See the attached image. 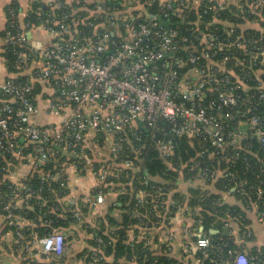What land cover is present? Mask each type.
Returning <instances> with one entry per match:
<instances>
[{
  "label": "built area",
  "instance_id": "2783aa9c",
  "mask_svg": "<svg viewBox=\"0 0 264 264\" xmlns=\"http://www.w3.org/2000/svg\"><path fill=\"white\" fill-rule=\"evenodd\" d=\"M70 1L47 3L50 11L41 28L51 35L50 45L44 44L40 37L29 39L26 32L34 29L33 25L28 27L24 23L22 27L16 11L6 10L3 50L10 47L15 58L13 74L0 83V150L14 159L25 158L30 170L36 171L58 153L83 154L93 138L91 135H101L115 154L111 162L114 166L100 165L95 170L102 182L122 168L133 172L140 169V164L130 158H117L122 142L130 141V137L151 138L165 162L175 169L186 170L189 177L228 187L227 194L242 186L243 182L234 181V174L227 171L222 161L237 160L240 151L251 146L252 139L264 154V111H255L251 104L241 107L238 84L232 83L228 75L219 77L214 65L218 62L213 59L229 46L246 49L250 40L237 38L226 44L215 32L204 35L188 27V34L176 25L162 24L160 18L181 0H158L159 14L147 15L137 22L134 21L141 14L129 12L131 8H120L119 0H73L76 8L71 11L67 7ZM123 1L132 5L140 0ZM212 1L214 4L203 6L202 12H216L225 5L237 6L238 0ZM263 1L251 0L250 5L255 9ZM196 4L192 1L187 11L174 8L172 13L187 14L193 9L198 13ZM31 9L32 5L22 13L23 20ZM55 9L60 14H55ZM7 27L16 29L11 32ZM224 57V60L231 58ZM202 58L210 65L202 67L199 64ZM254 61L252 56L251 63ZM242 71L247 75L245 69ZM39 85L50 91L42 95L43 113L58 115L57 120L37 122L36 98L40 99L36 96L41 95L34 93L37 88L40 90ZM260 94L259 98H263V93ZM249 99L253 102L252 97ZM224 108L226 118L221 120L217 113ZM229 122L234 124L232 128ZM185 137L197 141L198 151L191 161L179 164L174 159L175 151ZM22 141L29 142V151ZM137 143L142 147L141 140ZM132 147L139 150L135 144ZM229 149L235 150L231 157L225 155ZM17 187L32 192L22 182ZM95 202H104L102 190L96 193ZM3 209L8 224L22 223L18 214L11 213L9 205ZM78 213L75 215L79 216ZM209 244L208 237L198 236V247ZM25 246L34 250L33 257L61 256L65 251V235L55 231L40 240L27 241ZM233 264H249V259L245 253H238Z\"/></svg>",
  "mask_w": 264,
  "mask_h": 264
},
{
  "label": "trees",
  "instance_id": "16d2710c",
  "mask_svg": "<svg viewBox=\"0 0 264 264\" xmlns=\"http://www.w3.org/2000/svg\"><path fill=\"white\" fill-rule=\"evenodd\" d=\"M212 4H214L212 0H201L200 5L196 4L199 6H197L198 13L194 9L187 14L172 13L174 8L187 11L192 5V0H181V2L173 4L169 13L165 17H161L160 21L164 25H176L188 34H190L186 30L188 27L201 31L204 35L215 32L226 44L237 38L250 40L246 49L229 46L225 51L219 52L213 60L218 62L214 65H217L219 77L228 75L232 83L238 84L236 91L242 97L241 107L252 105L251 107H255V111H264V62L262 61L264 1L255 9H252L250 5L251 0H238L237 6L225 5L224 9L216 12L211 10H208L207 13L202 12L203 6ZM67 5L69 9L71 8L70 11L76 8L73 0ZM17 6L16 2H11L6 7L7 11L10 8L16 11V19L19 13ZM118 6L126 9L131 8L129 12L134 14L139 12L141 18L134 22L146 18L147 15L160 12L158 0H140L132 5H127L123 0H119ZM55 10V14H60V10ZM49 11L50 5L34 1L32 9L28 11L23 21L28 24V27L33 25L34 29L41 28V24L46 22V13ZM82 13L87 15V12L82 11ZM15 29L9 28L11 32H14ZM226 30L232 32L228 34ZM4 34L5 30L1 32L2 36ZM2 54L8 73L11 75L13 74L15 56L10 47H6ZM224 55H229L231 58L224 60ZM252 56H255L253 63H251ZM199 64L202 67H207L210 62L202 58ZM190 67L191 65H188V68ZM243 69L247 71V75L243 73ZM21 77L18 78L24 79ZM241 82L245 83L247 87H244ZM260 93H263V98H259ZM209 97L208 94L206 100H209ZM251 97L254 103L249 99ZM226 112V108L219 111L218 118L224 120ZM233 126L234 124L229 122V128ZM102 139L100 135V140ZM129 139L130 141L120 144L117 158H130L140 164V169L133 172L131 169L122 168L120 173L115 172L114 177L110 176L102 182L99 180L100 187L97 190H102L103 193L106 184L109 185L115 181L124 183L131 179L133 182L127 185V189L125 188L121 193L122 206H119V203L109 205L106 216L100 217V222L93 225L91 229L86 230L83 225L82 228L86 233H91L93 236V239L88 242V246L79 253L86 264H233L235 256L246 251L249 264H264V246H251L249 249L246 246L248 241L253 239L249 227L252 221L246 208L257 210V214H264V154L255 139L250 142V147H244L240 151L237 160L222 161V165L228 167L227 171L234 174V181L243 182L242 186L231 192L242 205L222 201L221 197L228 188L223 186H217L212 192L209 190L204 192L199 187H189L185 191L187 197L183 196L181 189L168 196L167 192L172 186L170 176L176 174L175 167H169V164L161 157L155 141L151 138L130 137ZM139 140H141L142 147L137 143ZM133 144L139 146V150L134 149ZM26 149L29 151L28 147ZM197 151V141L185 137L177 146L174 159L179 160L177 161L179 164L186 163L196 156ZM234 154L235 150L233 149H229L225 153L228 157ZM80 155L82 154L74 156L58 153L50 163L38 170H28V173L20 178V182L31 188L32 192L27 193L16 191V186L11 181L12 176L10 175L11 168L28 164L27 160L25 158L14 159L11 154L0 150V215L5 218L6 211L3 207L9 205L11 213L18 214L22 222H25L23 225L17 221L8 224L5 220L0 233L7 230L13 233L15 236L13 243L15 247L13 248L18 253L28 256V258L22 259L23 264H35L39 261L37 260L39 257L32 258L29 255L25 246L27 241L34 239V235L42 237L60 230L63 226H68V222L60 217V214L67 213L68 210L62 209V204L56 198L61 199L69 194L66 165L77 163ZM114 156L115 154L111 152V162L115 159ZM99 163V166L108 167L109 165L104 162ZM215 163L217 164V161ZM111 166L114 165L111 164ZM114 169L116 171L115 167ZM137 192H139V196L135 198ZM162 195L164 200L160 201ZM19 198H22L23 202L17 205L16 201ZM180 207L185 209L179 211ZM73 208H75L74 205ZM116 209L117 211L122 210L119 216L120 220H117L113 213L109 214L110 211H116ZM83 211L81 208L80 213ZM180 215L186 217V220L189 221L188 224L193 222L191 224L194 231L191 240H187L189 243L187 251L182 248L181 257H176L172 254L171 246L174 240L167 238L159 241L158 238L165 232L172 235L169 229L175 222L169 217ZM259 216L261 221H264V215ZM73 219L76 223L80 221L75 217ZM232 224L237 227L236 235L235 233L223 234L224 226H229L233 230ZM199 227H202L200 233ZM111 228L112 230H110ZM150 231H155L153 237H150ZM198 233L209 238L210 244L207 247L200 248L196 245ZM237 237L243 242L238 244ZM73 238L74 236L69 237L70 240ZM154 244L159 246V250H155ZM93 257H97L98 260L94 261Z\"/></svg>",
  "mask_w": 264,
  "mask_h": 264
},
{
  "label": "crops",
  "instance_id": "0c3cea01",
  "mask_svg": "<svg viewBox=\"0 0 264 264\" xmlns=\"http://www.w3.org/2000/svg\"><path fill=\"white\" fill-rule=\"evenodd\" d=\"M34 1H40L43 2L45 5L49 3L51 0H0V83L4 82L6 78L9 76L5 60L3 58V44H2V35L1 32L5 30L6 24H7V16H6V7L11 2H16L18 4V20L20 21V24L22 27H24V21H23V15L26 10H28L32 3ZM194 3H199L201 0H192ZM255 23V22H254ZM27 37L29 39H33L35 37H40L44 44L50 45L53 43V40H50L52 37L51 35L47 34L42 28L38 29H32L28 30L26 32ZM244 87H247V85L243 82H241ZM40 90L37 88L35 90L36 96L39 97L40 100L36 98V106L38 107L39 113L36 117V120L38 123H46L50 122L52 120H57L58 115L54 114H47L43 113L44 108V93H49L50 91H46L42 85H39ZM248 89V88H247ZM39 90V91H38ZM38 91V92H37ZM1 97V93H0ZM43 99V100H42ZM93 138L92 140L88 141V147L85 148L83 151V154L78 156L80 159L77 163H74L72 165H69L66 167V175H67V181L69 186V194L65 196L64 198H56L63 207L62 209L68 210L70 213H64L60 214V217L68 222V226H63L58 230L59 232H62L65 235V251L61 256H54L50 254L42 255L40 254L37 260H39L35 264H86L82 257L79 256V253L84 250L85 247L88 246V242L93 239V236L91 233H86V231L82 228L83 225L86 228V230L89 228H93L92 226L98 224L100 221V217L106 216V212L108 211L109 205H115L119 203V206H122V195L121 193L126 188L127 185H130L133 180L131 179L129 182H120L115 181L113 183H110L109 185L106 184L104 189V202L103 203H97L95 202V196L98 192V187H100V181L97 178V175L95 173L96 168L99 166V162H104L106 164H112L110 160V145L109 141H106L105 139L100 140V135H91ZM97 136V137H96ZM22 145L26 148L29 147V142L22 141ZM26 153V149H25ZM89 157V158H88ZM110 162V163H109ZM99 163V164H98ZM172 165L169 164V167ZM174 169V168H173ZM28 170H30V164H24L20 166H16L10 169V175L12 176L11 181L16 186V191L20 192L18 189V183H20V178L23 175H26L28 173ZM175 170V169H174ZM176 174L170 176L171 184L172 186L169 188L167 195L171 196L175 191H178V189L182 190V193L184 194V197H187L186 195V189L189 187H199L200 189H203L204 191H213L217 188L216 182H206L202 180H195L193 177H189L188 173L184 169H176ZM177 185V186H175ZM234 190V189H233ZM231 190V192L233 191ZM106 192V193H105ZM224 193L221 197L222 201L242 205L241 202L232 194V193ZM135 193V192H134ZM133 194V193H132ZM139 196V192L135 194V198ZM168 201H170L168 199ZM23 202L22 198L17 199L16 203L17 205H20ZM73 205L75 208H73ZM83 209L84 211L80 213V209ZM247 209V214L249 218L251 219V224L249 225L253 239L252 241H248L246 246H248V249L251 246H264V221H261V218L259 215L261 213L257 214V210L254 209ZM79 211V216H76L75 213ZM114 214L115 218L117 220H120L121 217H119L122 213V210L116 209V211H110L109 214ZM190 215V214H187ZM262 216V215H261ZM76 218L80 220L78 223L75 222L73 218ZM169 219H172L175 223H173L170 226V233L172 235H169L168 233L162 234L163 236L159 235V241L162 239L168 240H174L172 242V254L176 257H181V249L183 248L185 251H187L188 246L187 240H191V235L193 233V227L191 222L188 224V220H186L185 216H176V217H169ZM191 219V218H190ZM6 219L4 216L0 215V231L2 228V224ZM25 222H22V225ZM233 230L228 227V232H222L223 234H231V233H237V227L235 224H232ZM199 227V233H200ZM112 230V228L110 229ZM88 232V231H87ZM196 233V232H195ZM194 233V234H195ZM198 233V236L200 235ZM235 233V235H236ZM155 234V231H150L149 235L150 237H153ZM161 234V233H159ZM70 236H74L73 239H69ZM44 237V236H42ZM42 237L34 235V239H41ZM238 238V237H237ZM33 239V240H34ZM15 242V236L11 231H5L4 233H0V264H23L22 259L28 258V256L18 253L13 247V243ZM186 242V244H185ZM243 240L238 238L237 243H242ZM155 250H159V246L157 244H154L153 246ZM27 249V248H26ZM29 255L33 258L31 255V252L34 250L27 249ZM36 251V250H35ZM247 252V251H246ZM245 252V253H246ZM248 253V252H247ZM20 255V256H19ZM23 255V256H21ZM37 258V257H34ZM36 260V261H37ZM31 264V263H28Z\"/></svg>",
  "mask_w": 264,
  "mask_h": 264
},
{
  "label": "water",
  "instance_id": "95a60500",
  "mask_svg": "<svg viewBox=\"0 0 264 264\" xmlns=\"http://www.w3.org/2000/svg\"><path fill=\"white\" fill-rule=\"evenodd\" d=\"M200 230H202V227L200 228ZM223 232H228V227H224Z\"/></svg>",
  "mask_w": 264,
  "mask_h": 264
}]
</instances>
